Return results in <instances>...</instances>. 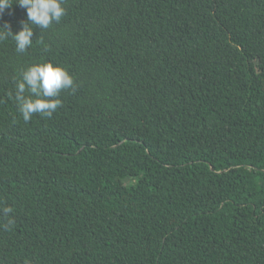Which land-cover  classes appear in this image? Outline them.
I'll list each match as a JSON object with an SVG mask.
<instances>
[{
	"label": "trees",
	"instance_id": "trees-1",
	"mask_svg": "<svg viewBox=\"0 0 264 264\" xmlns=\"http://www.w3.org/2000/svg\"><path fill=\"white\" fill-rule=\"evenodd\" d=\"M63 7L0 41V264H264V0ZM26 21L17 0L0 27ZM41 61L75 90L26 122Z\"/></svg>",
	"mask_w": 264,
	"mask_h": 264
},
{
	"label": "clouds",
	"instance_id": "clouds-1",
	"mask_svg": "<svg viewBox=\"0 0 264 264\" xmlns=\"http://www.w3.org/2000/svg\"><path fill=\"white\" fill-rule=\"evenodd\" d=\"M14 2L17 0H0V16ZM18 4L26 9L27 14V21L22 22L21 29L13 33L7 24L0 27V41L11 37L17 52H25L31 47L33 26L47 29L53 22H59L66 12L63 0H18ZM68 89L75 90L74 79L62 65L41 61L26 67L15 84V100L24 121H29L33 114L51 118L61 105L60 93ZM11 211L10 207L3 208L5 215Z\"/></svg>",
	"mask_w": 264,
	"mask_h": 264
}]
</instances>
